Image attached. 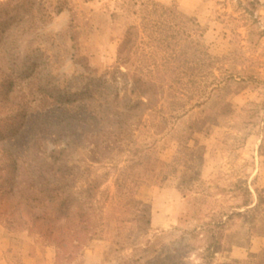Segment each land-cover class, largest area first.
<instances>
[{
	"label": "rangeland",
	"instance_id": "obj_1",
	"mask_svg": "<svg viewBox=\"0 0 264 264\" xmlns=\"http://www.w3.org/2000/svg\"><path fill=\"white\" fill-rule=\"evenodd\" d=\"M142 3L172 11L176 20L190 23L199 47L214 61L212 72L196 75L195 83L188 82V74L184 79L188 83L177 84L178 91L180 87L186 92L184 103L170 112L145 116L138 129H130L137 146H155L168 165L158 160L142 170L131 168L128 148L119 152L116 148L111 162L99 158L94 145L78 149L77 159L89 170L79 183L87 193L96 191L94 200L111 224L110 238H97L84 248V264H118L140 254L153 256L150 242L188 249L186 262L200 264L198 250L205 240L196 231L208 214L215 208L232 210L242 198L240 185L252 188L255 202L251 206L258 200L256 186L264 188L260 148L264 139V0L14 1L10 8L14 18L3 34L16 28L23 32L14 57L17 83L6 98L25 104L32 118L60 120L74 114L99 120L106 103L102 91L109 93L107 100L114 108L125 109V93L137 98L138 90L133 81L124 82L120 76L113 81L112 72H105L117 63L125 25L138 22L145 13H133ZM0 45L2 76L12 52L5 54L4 44ZM45 88L53 90L54 96ZM62 92L72 101L58 99ZM162 124L166 127L160 130ZM171 163L177 168L170 170ZM160 166L168 171L166 180ZM122 172L124 186L119 188ZM137 176L145 181L140 187ZM252 213L261 218L237 219L244 225L235 227L212 264H264V229H258L264 228V203L252 208ZM2 221L10 222V230L15 228L12 219ZM16 231L5 255L10 264H52V251L44 245L36 247L40 243L27 230ZM158 235L163 237L159 241L155 240ZM34 248L37 259L30 260ZM61 262L67 264L66 259Z\"/></svg>",
	"mask_w": 264,
	"mask_h": 264
},
{
	"label": "trees",
	"instance_id": "obj_2",
	"mask_svg": "<svg viewBox=\"0 0 264 264\" xmlns=\"http://www.w3.org/2000/svg\"><path fill=\"white\" fill-rule=\"evenodd\" d=\"M14 1L21 2L0 0V44H4L5 54L12 52L8 70L0 76V221L9 218L16 230H27L37 242L52 251V264L62 263L64 259L67 264H84V248L97 238H110L111 224L94 200L96 191L92 189L87 193L79 183L80 178L88 176L89 170L77 159L76 152L80 147L94 145L98 157L111 162L116 148L117 152L128 148V166L131 168L139 166L142 170L158 160L163 162L162 165H168L170 162L158 156L155 146H137L133 130L144 123L145 116L164 114L175 110L178 103H184L186 92L180 87L178 91L177 84L182 81L195 83L196 75L207 76L212 72L210 68L214 61L199 47L190 23L176 20L172 11L142 3L143 6L133 13L142 10L145 13L138 22L125 25L117 63L105 72H112L113 81L118 76L124 82L133 81L138 97L126 92L125 109L121 110L114 108L107 100L109 93L102 91L106 103L102 108L104 115L99 120L79 118L74 114L60 120L32 118L25 104L6 98L17 83L13 75L19 68L14 57L23 32L16 28L7 36L3 34L14 18L10 16ZM113 15L117 13L113 12ZM188 74L191 76L187 82L184 79ZM111 87L115 89L116 85L111 84ZM45 91L54 96L53 90L45 88ZM59 95L58 99L62 101H72L67 93ZM165 127L166 124H162L159 129ZM260 148L264 154V139ZM160 167L162 179L166 180L168 171ZM168 168H177V164L171 163ZM122 178L123 172L117 179L119 188L124 186ZM136 183L140 187L145 181L137 176ZM240 188L242 198L232 210L213 209L196 231L205 240L198 250L200 264H212L235 227L244 225L237 219L252 222L261 218L252 213V208L264 203V188L256 186L258 200L255 206H251L255 202L252 188L248 184L240 185ZM146 221L149 223L150 219ZM162 238L158 235L155 240ZM149 250L155 254L128 257L118 264H188L185 260L188 249L181 250L179 246L164 243L156 246L150 242Z\"/></svg>",
	"mask_w": 264,
	"mask_h": 264
},
{
	"label": "crops",
	"instance_id": "obj_3",
	"mask_svg": "<svg viewBox=\"0 0 264 264\" xmlns=\"http://www.w3.org/2000/svg\"><path fill=\"white\" fill-rule=\"evenodd\" d=\"M9 221H0V262L2 261L1 264H10V261L6 258L7 256H5L9 251H10V247H11V242H10V238L12 235L18 233L15 228H13L12 230L9 229ZM6 229V230H5ZM23 234V233H22ZM34 243V242H33ZM31 244V241H30ZM36 247H44L42 244H36ZM29 254H31V252L29 251ZM37 252H35V248H34V252L30 255V257H28L30 260H36L37 259ZM29 260V261H30ZM45 264H51L46 262Z\"/></svg>",
	"mask_w": 264,
	"mask_h": 264
}]
</instances>
